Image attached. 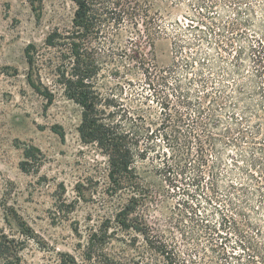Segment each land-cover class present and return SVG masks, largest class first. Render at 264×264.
Here are the masks:
<instances>
[{"label": "rangeland", "instance_id": "rangeland-1", "mask_svg": "<svg viewBox=\"0 0 264 264\" xmlns=\"http://www.w3.org/2000/svg\"><path fill=\"white\" fill-rule=\"evenodd\" d=\"M153 2L160 13L158 24L165 33L155 38L153 48H149L145 45L146 33L141 32V36H137L132 31L122 30L116 38L115 55L108 60L104 75L99 78V89L106 96L112 94L116 102L134 116V127L130 124L129 127L137 136H141L138 150L146 146L150 148L145 160L136 159V169L151 192L145 213L148 224L154 229L153 234L175 247L180 254L179 264H190L187 256L190 245L182 235L183 221L177 208L178 202L187 198L184 192L186 185L179 176L174 174L168 179V174L161 171L165 154L168 160L172 152L159 136L153 141L146 140L165 118L160 103L169 102L170 107L179 108L173 94L175 85L168 87L153 75L155 78L151 77L152 85L149 86L137 60L131 59L132 51L136 50L142 55L147 53L146 62L157 69H166L171 65L174 43L185 46L184 52L188 54L195 53L200 46L201 51L213 55L214 39L208 36L210 27L224 36L221 37L224 44L233 38L234 48L229 53L234 56L240 47L246 48L247 38H257V33L260 34V29L264 28V0L243 1L238 4L240 8L228 7L224 1L204 0L206 6L215 3L211 9L200 8L197 0ZM246 5L252 7V12L247 10ZM74 11L75 6L70 0H0V237L6 236L14 241L13 246L19 249L15 260L17 264H59L60 253L70 254L79 264H163L162 258L133 232H117L108 243L99 247L92 261L82 257L90 231L97 229L112 213L98 197L100 189L96 194L91 193L92 188L79 197L74 188L77 182L86 178L101 179L105 174L106 159L94 145L81 141L77 131L81 110L64 98L58 87H54L53 103L45 107L43 98L27 83L28 65L25 58V48L29 44H35L39 50V61L52 57V52L43 48L44 41L54 29L68 30ZM201 37L204 40L198 42V47L186 45ZM127 40H131L132 44ZM134 43L138 46L135 47ZM141 46L142 49H139ZM241 59L245 66L244 73H250L252 64L247 56ZM44 63L42 80L45 84L53 85L52 76L46 69L47 63ZM182 74L183 70H179L176 76L185 87ZM213 77L217 78L216 74ZM234 78L228 81L232 82ZM172 82L169 80V83ZM256 103L244 101L239 110L246 105L253 108ZM179 110L184 111L181 107ZM136 114L144 116V125L135 119ZM240 116L242 112L237 111V117ZM255 120L252 117V121ZM188 124L194 125L190 120ZM142 126L149 132L143 130ZM166 126L172 127L173 124L167 123ZM193 127L199 130V127ZM53 128L62 132L63 138ZM30 145L41 152V162L27 160L28 171L24 172L21 167V162H26L23 148ZM245 151L249 153L250 150L245 147ZM238 152V148L231 147L223 153L222 175L218 182L219 196L225 192L223 186L230 182L236 183L237 187H249L247 192L251 207L244 204L236 217L241 231L248 237L247 243L244 241L242 246L249 249L243 252L234 242L237 241L236 237L230 236L225 248L238 259L230 258L232 264L247 262L248 255H264V208L253 196V183L235 167L231 159ZM237 166H243L241 161ZM230 170H233V176ZM261 181L264 182V179ZM189 193L197 196L193 190ZM204 208L208 214L215 212L214 204L205 205ZM245 217L253 223L251 227L245 223ZM212 220L215 222L216 218ZM184 223L187 224V221ZM3 263L4 260L0 258V264ZM196 264H210L209 258L199 260L197 257Z\"/></svg>", "mask_w": 264, "mask_h": 264}, {"label": "trees", "instance_id": "trees-1", "mask_svg": "<svg viewBox=\"0 0 264 264\" xmlns=\"http://www.w3.org/2000/svg\"><path fill=\"white\" fill-rule=\"evenodd\" d=\"M70 1L75 6L70 28L54 29L44 41L43 48L52 52V57L39 61L41 55L35 44L25 48L28 65L26 80L30 88L43 98L45 107L54 101V87H58L64 98L78 106L81 116L77 131L81 141L94 145L106 159L105 174L101 179L86 178L77 182L74 188L79 197L92 188L94 190L91 193L96 194L97 189H100L98 197L112 213L97 229L90 231L82 257L92 261L99 247L108 243L117 232H133L141 236L148 248L162 258L163 264H179L180 254L175 247L169 245L167 240H162L161 236L153 234L154 229L147 222L145 210L151 192L137 172L136 159L145 160L150 148L146 146L138 150L141 136H137L129 127V124L134 125V116L126 112L112 94L106 96L99 89V78L104 75L108 60L115 55L114 46L121 31L129 30L137 36H141V32L146 33L145 45L153 48L155 38L165 33L158 24L160 13L154 8V0ZM168 1L175 3L180 0ZM197 1L200 8L211 9L215 4L211 2L210 6H206L204 0ZM219 1H224L228 7L240 8L238 4L248 0ZM246 6L252 12V7ZM260 30L257 38H247L246 48L240 47L233 56L229 53L234 48L233 38L224 44L221 40L224 36L209 27L208 36L214 39L215 54L201 51L198 42L204 40L202 37L186 43L189 47L199 46L198 51L192 54L184 52L185 46L174 43V58L166 69H157L146 62L147 53L143 50L144 55L132 51L131 59L137 60L149 86L152 85L153 75L168 87L175 85L173 94L179 108L184 110L181 112L178 107H170L169 102L160 103L165 118L146 140L153 141L159 136L172 152L168 160L165 154L161 171L168 174V179L174 174L179 176L186 185L184 192L187 198L178 202L177 208L183 221L182 235L190 245L187 249L190 264H196L197 257L199 260L209 258L210 264H232L230 258L238 260L225 248L230 236L236 237L237 241L234 242L243 252L249 249L242 246L244 241L247 243L248 237L236 220L244 204L251 207L247 192L249 187H237L236 183L230 182L223 186L224 194H218L221 162L227 149L238 148L239 152L231 159L235 167L253 183V196L264 208V182L261 181L264 179V28ZM127 42L132 44L131 40ZM133 45L138 46L135 43ZM244 55L252 64L250 73H244L245 66L240 62ZM44 62L47 63L46 69L52 76L53 85L45 84L42 80ZM179 70L184 72L182 78L186 81L185 87L183 81L177 79ZM214 74L217 78L213 77ZM233 78L232 82L228 81ZM169 80L173 82L169 83ZM244 101L257 103L253 108L246 105L239 110ZM237 111H241L242 116L237 117ZM187 116L191 117L186 119ZM252 117L256 120L252 121ZM135 119L144 125L142 114H136ZM189 120L194 125H189ZM167 123L173 126H166ZM193 126L199 127V130H194ZM53 129L63 138L62 132ZM142 129L149 132L144 126ZM245 147H248L249 153H245ZM23 156L26 159V162H21L24 172L28 171L27 160L40 163L42 157L39 149L32 145L23 148ZM238 161H241L242 167L237 166ZM230 171L233 176V170ZM191 187L197 196L189 193ZM212 204L215 212L208 214L204 206ZM214 218L215 222L212 220ZM245 218V223L251 227L253 223L248 217ZM13 242L6 236L0 237L3 264H17L15 260L19 249L13 246ZM59 264L79 263L70 254L60 253ZM235 264L242 263L237 261ZM243 264H264V255H248L247 262Z\"/></svg>", "mask_w": 264, "mask_h": 264}]
</instances>
